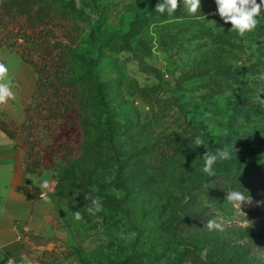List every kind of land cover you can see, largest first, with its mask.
I'll list each match as a JSON object with an SVG mask.
<instances>
[{"label": "rangeland", "instance_id": "rangeland-1", "mask_svg": "<svg viewBox=\"0 0 264 264\" xmlns=\"http://www.w3.org/2000/svg\"><path fill=\"white\" fill-rule=\"evenodd\" d=\"M75 1L84 11L79 35L72 39L60 25L45 33L53 43L75 40L74 50L112 89L114 98L104 101L101 114L104 120L115 116L118 123L109 131L111 168L100 179L112 186L108 190L124 211L77 221L68 203L53 201L49 192L50 233H30L25 243L33 264H230L237 253L264 264V203H257L264 202V191L244 192L253 199L242 208L246 217L225 196H199L198 214L202 209L212 219L219 215L225 226L223 232L196 226L190 190L208 175L202 155L189 147L197 136L210 152L234 146L232 159L213 165L215 173L264 170V106L256 102L264 88L257 79L264 73V16L243 38L217 11L153 19L128 44L125 36L136 17L146 19L158 0ZM32 60L43 66L51 58L40 51ZM0 61L8 65L16 93L14 101L0 105V130L14 133L16 146L25 152L33 180L31 187L25 185L40 190L48 179L55 181V190L56 178L80 152V119L74 114L58 119L54 102L35 96L37 75L33 70V81L24 76L17 49H1ZM159 147L169 149L165 161L159 155L139 172L146 152L154 158Z\"/></svg>", "mask_w": 264, "mask_h": 264}, {"label": "trees", "instance_id": "trees-1", "mask_svg": "<svg viewBox=\"0 0 264 264\" xmlns=\"http://www.w3.org/2000/svg\"><path fill=\"white\" fill-rule=\"evenodd\" d=\"M159 2L161 0L157 1ZM155 6L151 8V14L146 19L136 17L130 32L125 36L128 44L139 36L150 20L170 18L166 12L164 14L155 12ZM211 11H217L215 0H201V9L198 13L205 15ZM83 13L75 0H0V50L8 48L19 51L23 63L30 65L37 75L35 96L45 95L54 102L52 114L55 117L66 119L74 114L80 119L79 126L83 134L80 152L75 163L56 178L57 186L51 198L55 202L65 200L72 214L74 211H80L82 219L79 221H91L93 215L87 212V206L91 201L84 198L86 195L101 198L103 213L124 211L121 200L112 196L108 190L112 186L107 182L102 183L100 179V174L110 171L111 168L108 150L109 131L115 129L118 123L115 116H107V120H104L101 111L104 101L113 99L114 95L111 93L110 85L100 82L95 75L92 64L74 50L75 40H72V45L53 43L50 36L45 33L50 31L49 27L60 25L71 33V38L74 39L73 36L76 37V34L80 33L79 21L82 20ZM187 14L181 0L180 7L171 17H183ZM10 26H13L11 33L1 34L8 31ZM15 30H18L16 34ZM9 33L12 36L7 37ZM40 51L47 53L51 58V61L43 66L32 60L34 54L38 55ZM2 131L12 140L16 138V135L7 128L3 127ZM192 141L189 147L193 148L195 154L203 155L205 151H209L206 144L207 149L196 147L195 138ZM176 149L177 147L174 148ZM168 151V147H159L154 158H151L152 151H147L145 159L139 162L140 168L138 167L137 170L142 167L141 170L145 172L144 169L155 163L159 155L160 162H164ZM26 171L32 172L28 164ZM230 190L264 191V170L236 175L216 173L215 176L202 178L200 183L190 190L193 193L190 197V206L192 211L197 213L192 218L194 224L204 227V224L212 219L205 210L201 209L198 214L199 196H226V192ZM18 191L29 201L40 200V190H32L22 185L18 187ZM33 191L36 194L33 195ZM23 235L29 236V234ZM228 262L259 264L256 259H247L245 253L234 254Z\"/></svg>", "mask_w": 264, "mask_h": 264}, {"label": "clouds", "instance_id": "clouds-1", "mask_svg": "<svg viewBox=\"0 0 264 264\" xmlns=\"http://www.w3.org/2000/svg\"><path fill=\"white\" fill-rule=\"evenodd\" d=\"M182 3L190 16H195L201 9V0H182ZM181 0H161L155 6V12L164 14L165 12L169 17L180 7ZM217 6V13L225 24H231L230 31L238 34L239 37H245L248 33H253L260 25V17L264 16V0H215ZM257 79L264 81V73H261ZM13 83L9 76V67L6 63L0 61V105H6L9 101L16 99V93L13 91ZM261 94H264V88H260L256 95V102L261 106H264V98ZM196 147L206 148L205 141L197 136L195 138ZM236 153L234 146L229 149L228 147L217 148L215 152L205 151L202 155L204 166L202 171L208 176H215L216 173L213 170V165L218 161H225L232 159V153ZM55 181L45 179L40 184V199L47 203H50L48 193L54 191ZM96 189H93L95 191ZM86 200H90L91 204L87 206V212L90 215H96L103 211V202L100 197H93L86 195ZM225 201L228 202L239 214L246 217V214L242 211L245 205L253 203V199L250 195H245L244 192L237 190H230L226 192ZM258 204L264 202H257ZM75 220L82 219L80 211H74ZM251 223L246 219L245 224ZM225 226V220L223 217L217 215L213 219H209L204 227L209 231L223 232ZM206 250L202 253V256H206ZM6 264H16V260L13 257H9ZM20 264H33V259L26 254L20 256Z\"/></svg>", "mask_w": 264, "mask_h": 264}, {"label": "crops", "instance_id": "crops-1", "mask_svg": "<svg viewBox=\"0 0 264 264\" xmlns=\"http://www.w3.org/2000/svg\"><path fill=\"white\" fill-rule=\"evenodd\" d=\"M21 72L34 80L30 65L24 63ZM32 182L25 167V152L0 130V264H6L9 257L19 264L22 254L29 256L25 246L28 237L23 234L43 237L50 233L52 204L42 199L29 201L18 191L26 183L31 187Z\"/></svg>", "mask_w": 264, "mask_h": 264}]
</instances>
